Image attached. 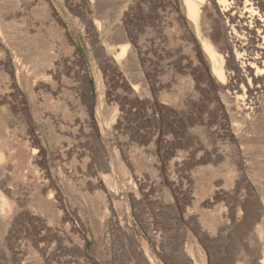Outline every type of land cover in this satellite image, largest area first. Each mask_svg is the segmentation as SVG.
I'll use <instances>...</instances> for the list:
<instances>
[{
	"label": "rangeland",
	"instance_id": "obj_1",
	"mask_svg": "<svg viewBox=\"0 0 264 264\" xmlns=\"http://www.w3.org/2000/svg\"><path fill=\"white\" fill-rule=\"evenodd\" d=\"M0 5L8 8V62L0 50V264H125L123 238L113 227L120 212L154 264H175L172 247L185 246L198 259L199 239L172 231L171 222L176 215L188 230L179 209L192 208L185 193L207 196L200 188L207 170H215V183L227 192L233 165L252 162L256 170L238 174L261 187L264 90L250 98L258 109L253 121L236 108L223 110L213 69L186 36L180 0ZM55 23L66 33L65 45L49 37ZM120 30L132 38L123 56L116 47ZM44 59L58 68L62 90L50 92L47 79L36 77L46 69ZM208 147L229 160L225 169L187 158ZM108 185L120 195L116 201L108 199ZM247 205L250 219L255 205ZM217 213L208 210L213 220ZM158 232L156 247L151 236Z\"/></svg>",
	"mask_w": 264,
	"mask_h": 264
},
{
	"label": "bare ground",
	"instance_id": "obj_2",
	"mask_svg": "<svg viewBox=\"0 0 264 264\" xmlns=\"http://www.w3.org/2000/svg\"><path fill=\"white\" fill-rule=\"evenodd\" d=\"M180 4V13L182 16L185 14L182 22L186 29V36L194 49L197 50L200 47L205 63L213 69L214 73L212 74H214L215 81L218 83V88H216L219 89L220 94L224 98V101L222 100L224 102L223 110L229 115V109L233 110L236 108L237 111H235L239 112L238 114L250 116L251 121L255 120L256 116H258L255 115L258 109L256 107L251 108L250 98L255 92L259 93L261 90H264V0H180ZM7 10V7L0 5V50L4 53L1 56L4 62H8L6 56V50H8L6 36L8 34V21H6L5 17ZM48 10L52 18H54L53 15L56 12L54 11L53 5H48ZM41 11L44 12L43 9ZM53 22L55 21L53 20ZM197 26H200L199 30H197ZM54 27L56 30L50 29L51 34L49 37L52 36L53 40L54 38L58 39L60 41L59 43L65 45V42H67L65 31L61 28L58 29L56 23ZM50 28L52 27L50 26ZM216 28L219 29V33L216 32L218 34L214 32ZM131 40L123 33V30H120L119 39L116 41L118 45L116 47L121 50L120 56L125 55V51H128ZM133 40L135 39L133 38ZM43 49L44 47L38 45L34 48L35 51ZM11 59L13 62L16 60L14 57ZM44 61L47 63L46 69L36 73V77L39 76L47 79L50 92L62 90L64 87L63 83L57 87L56 79L59 77L58 68L54 65L53 60L44 59ZM129 61L134 62L135 66L137 65L136 58L130 57ZM9 68L7 67V69ZM14 69L17 70L15 66ZM137 77V80L142 81L140 80L142 79L140 74ZM74 101L73 98H70L72 105ZM78 103L77 105H79ZM260 122L264 126V114L261 115ZM2 126L3 124L0 122V131H2ZM2 142L4 146L8 143L4 139ZM218 150L214 148L210 149V147L202 153H197L196 150H190L187 158H190L188 160L193 164L207 161L213 166V169L214 166L220 170L225 169L229 164V160L223 156L222 159L221 153ZM220 160L223 162H220ZM233 166L234 169L231 171L234 173V179L231 180L232 182H229V179L225 181L226 184L228 183L227 185L225 183L223 184L227 192L222 191V187L218 183H215L217 173H215V170L210 169L203 174L200 181L201 191L206 193V197L204 195L202 196L203 198L201 197L199 199L194 195L190 196L189 193H185L186 199L190 202L192 208L189 207L190 209H188L186 207L180 208L179 210L181 218L185 220L188 230L185 231L182 228L175 215L173 218L176 220L171 222L172 231H178L186 238L190 234H194L200 241L198 243L201 244V247H199L200 253L198 259H195L189 253L187 247L184 246L182 248L184 250L181 251L180 247H176L175 250V247L171 246L172 257L169 258L171 259L170 261H173L175 264H180V262L182 264H264V170L259 169V173L263 175V182L260 188H256L252 181L242 178L238 174L239 170L245 168L256 170L257 168L254 163L239 161ZM217 169L216 171H218ZM108 187V199L115 201L119 199L120 195L117 194L114 187L112 185H108ZM246 202L252 203V207L255 205L251 210L253 215L251 214L252 217L250 219L248 217L250 207L248 205V208L246 207ZM4 204V201L0 200V207L2 209H4ZM51 209L53 211V208ZM209 209H217L218 216L214 220L208 215ZM171 210L174 213L172 207ZM125 214L126 212H120L118 224L113 225L123 238L122 252L125 257H123L124 263L154 264L149 254H147L144 244L135 236L132 227L128 223H125L127 220ZM166 227L168 228V226ZM234 230L238 231L237 238L233 236L232 231ZM160 236L161 234L159 232L151 236L152 243L156 247L161 242ZM175 252H177V255ZM176 256L179 257L180 262ZM49 261L46 259L41 264H55Z\"/></svg>",
	"mask_w": 264,
	"mask_h": 264
}]
</instances>
